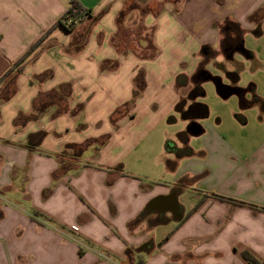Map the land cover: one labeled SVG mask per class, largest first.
I'll return each instance as SVG.
<instances>
[{"label":"crops","instance_id":"0c3cea01","mask_svg":"<svg viewBox=\"0 0 264 264\" xmlns=\"http://www.w3.org/2000/svg\"><path fill=\"white\" fill-rule=\"evenodd\" d=\"M76 1L89 16L70 33L56 23L71 0H0V79L34 49L17 93L0 105V264H248L245 251L263 261L264 114L246 113L240 98L233 124L249 128L259 115L256 144L220 119L206 123L210 81L198 77L212 50L245 30L256 36L260 21L262 35L264 0H136L156 11L132 10L123 26L152 30L154 57L115 47L128 0ZM105 61L118 66L103 72ZM225 70L231 77L210 75L238 88L239 70ZM66 85L68 98L59 90ZM38 102L45 111L27 120ZM40 131V148L28 150V136ZM85 144L71 162L78 173L56 181L58 154Z\"/></svg>","mask_w":264,"mask_h":264},{"label":"rangeland","instance_id":"374dc122","mask_svg":"<svg viewBox=\"0 0 264 264\" xmlns=\"http://www.w3.org/2000/svg\"><path fill=\"white\" fill-rule=\"evenodd\" d=\"M138 7L140 9L146 8V6H140L139 4ZM133 30L134 33L137 34V37L130 36L124 40L121 38L120 34L118 37L119 40L122 39L125 43H131V46L134 49H144V47L141 46L139 39L146 33H149L152 39V30H148L142 25L135 29L133 28ZM251 30H245L243 48L250 51L252 55H254V58H249L244 53H236L231 60L228 61L224 56L223 49H217L212 50L210 55H205L200 65L201 70L215 76H221L223 74V77L226 78H228V72L225 69L228 67L239 70V95H235L229 100L223 101L217 95L214 85L211 82H206L204 83V87L207 96L201 99V101L209 107L211 113L210 118L205 120L206 123L214 122L215 124L217 119H220L223 121V126L236 132L241 140L248 138L249 141L256 144L262 138V132L259 128V115L256 116L255 119L251 118L253 126L250 125L249 128H243L240 125L235 126V124H233L236 122L238 123L237 117H235L237 114L235 115V113L241 109L240 98L243 99L244 104L251 106L245 109L246 113L254 112L253 115H255L261 111L263 112L262 114H264V103L260 102V98L264 100V23L262 25L261 36H255ZM140 54L149 57L153 54V51L151 49H145L144 51H140ZM190 81L186 88L180 90V93L186 97L192 89V83ZM251 84H254L256 88H254V86L252 87ZM262 118L263 116H261V119ZM252 134H254V136H252Z\"/></svg>","mask_w":264,"mask_h":264},{"label":"trees","instance_id":"16d2710c","mask_svg":"<svg viewBox=\"0 0 264 264\" xmlns=\"http://www.w3.org/2000/svg\"><path fill=\"white\" fill-rule=\"evenodd\" d=\"M132 10H140L142 13H148V12H154L156 11L155 7H146L143 9H140L138 7V4H136V0H128L126 8L124 11H122V13L120 14V16L118 17V26H119V31H118V35L116 36V38L114 39V44L115 47L117 49H119L120 51H123V49H134L131 46V43H125L122 39H126L129 38L130 36L133 37H137V34L134 33V30H127L124 26H123V18L124 16L131 12ZM104 12H102L103 14ZM89 16V11H87L82 5L81 3H79L76 0H71L70 5L65 13V15L56 23V25H60L61 27H63L66 31L72 33L76 26L78 25L79 22H81L82 19H84L85 17ZM68 20H72L71 24H68ZM261 21L257 24V28L254 31V33L256 34V36L261 35ZM55 25V26H56ZM53 28V27H52ZM51 30V29H50ZM50 30H48L47 33L50 32ZM46 33V34H47ZM130 33V34H129ZM121 34V38L119 40V35ZM87 37H88V32L82 33L81 36L78 38V40H76V42L73 44V47L77 50H79L81 47H83L86 44L87 41ZM134 42V41H133ZM139 42L141 44V46L144 47V49H156L153 46L152 43V39L150 37L149 33H146L142 38L139 39ZM39 43V42H38ZM38 43H36V45H34L33 47L35 48ZM243 39L239 38L237 45L240 46L241 48H243ZM32 47V48H33ZM244 49V48H243ZM34 49H30L28 51V53H26L25 55H23L20 59H18L13 66L11 67V69L0 79V105L9 101L13 96H15V94L17 93L18 87H17V78L18 76L21 74L22 72V63L24 62L25 58L27 57V55L33 51ZM243 53L248 56L249 58H251V54L244 49ZM157 55V51L153 50V54L151 55L152 57ZM150 56V57H151ZM118 63L117 62H112V61H105L102 64V71L106 72L109 70H114L115 68H117ZM48 76V74H44L43 76H41L42 78H46ZM179 78H183L182 76ZM253 87V85H251ZM136 95L140 96L141 92L145 89V76H144V72L140 71V73L138 74L137 78H136ZM59 90L62 92L63 96H65V98H68V94L70 93V87L69 86H62L59 88ZM195 95H204V91L201 90H195ZM43 96V95H42ZM41 99V98H40ZM135 103V99L132 100L131 105H134ZM46 103H36V109L34 111V114L26 117L27 120H36L38 118V116H40V114L42 112L45 111L46 109ZM19 119L16 121V124H19ZM47 133L40 131L37 133H33L30 134L28 136L27 142H26V147L28 148V150L30 151H36L40 148L43 139L46 137ZM109 136H106L105 139L102 142V145H104L107 141H108ZM87 146V144L85 145H68L66 147V149L58 154L57 158L59 159V171L56 172L55 174V180L57 181L60 176L62 175H66L69 174L71 172L74 173H78L79 168H77V166L72 165L71 162H73L72 160H77L78 158L81 157L85 147ZM66 158H70L71 161H66ZM118 169H121V166L118 167ZM222 200H225L224 198H221ZM34 220H41L43 222H48L51 223L52 220L45 217L42 214L39 213H34ZM151 242H148L147 244H145L144 246H142V248H140V250L144 251L145 249H147V247H149V245ZM132 252L131 249H128L126 254L127 256H129V254ZM82 254V253H81ZM242 257L244 258V260L248 263V264H264V260L260 261L258 260L256 257H254L250 252L245 251L242 253ZM135 264H143L142 260H139L137 263Z\"/></svg>","mask_w":264,"mask_h":264},{"label":"water","instance_id":"95a60500","mask_svg":"<svg viewBox=\"0 0 264 264\" xmlns=\"http://www.w3.org/2000/svg\"><path fill=\"white\" fill-rule=\"evenodd\" d=\"M241 49V48H240ZM243 49V48H242ZM244 50V49H243ZM242 50V51H243ZM243 53V52H240ZM218 82H216L213 79H206L207 81H210L213 83L216 93L218 94V96L222 99H228L234 95H239L240 90L237 87H233L231 85H226L222 82V80L220 78H217ZM190 130L193 131L196 135H199L202 133V128L200 125L194 123L191 125Z\"/></svg>","mask_w":264,"mask_h":264},{"label":"flooded vegetation","instance_id":"af4514ba","mask_svg":"<svg viewBox=\"0 0 264 264\" xmlns=\"http://www.w3.org/2000/svg\"><path fill=\"white\" fill-rule=\"evenodd\" d=\"M240 46L237 45L236 42H226L225 43V46H224V56L226 59H228V61L231 60V58L236 54V53H240V52H243L244 50L241 48ZM243 50V51H242ZM219 66H221L220 64H218ZM229 77H231V75L228 74ZM213 79L215 80L216 82H218V79L217 77H213L212 75H210L209 73L207 72H204V71H201L199 77H198V80L199 81H202L204 79Z\"/></svg>","mask_w":264,"mask_h":264},{"label":"built area","instance_id":"2783aa9c","mask_svg":"<svg viewBox=\"0 0 264 264\" xmlns=\"http://www.w3.org/2000/svg\"><path fill=\"white\" fill-rule=\"evenodd\" d=\"M72 23V20H68V24H71Z\"/></svg>","mask_w":264,"mask_h":264}]
</instances>
